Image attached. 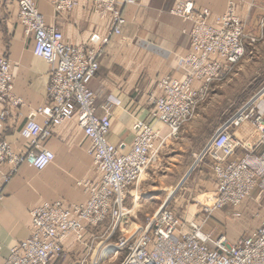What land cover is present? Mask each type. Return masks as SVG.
I'll return each mask as SVG.
<instances>
[{
	"label": "built area",
	"instance_id": "2783aa9c",
	"mask_svg": "<svg viewBox=\"0 0 264 264\" xmlns=\"http://www.w3.org/2000/svg\"><path fill=\"white\" fill-rule=\"evenodd\" d=\"M13 1L18 5V20L25 35L33 37L34 55L44 60L51 71L47 104L34 112L42 122L33 120L29 150L17 153L12 144L0 139V201L5 196V186L22 165L44 171L55 161L46 143L53 129L68 121L75 120L89 139V154L100 179L77 183L88 195L85 204L58 200L44 202L32 210L30 236L12 247L0 264H52L61 258L66 242L72 238L91 250L97 237L87 241V232L106 225L109 237L116 231L121 237L104 250L110 249L115 257L122 255V264H264V108H252L237 117L209 148L194 155L196 162L208 158L213 164L217 195L208 207L210 215L230 210L232 218L239 219L251 209L254 213L247 212L251 218L263 215L260 226L247 236L235 243L226 238L213 240L194 221L189 222L190 229L185 232L174 211L163 205L139 224L134 221L133 208L127 206L131 188L139 184L167 142L176 139L196 117L213 85L232 73L244 56L246 42H255L245 31L246 23L236 15L235 3L231 1L227 11L214 18L207 8L197 10L192 0L180 1L171 11L193 25L185 32L191 39V53L183 58L187 73L182 79L167 76L159 81V94L151 98V121L137 122L134 143L124 153L107 139L112 121L99 116L90 83L100 69L106 47L123 32V8L140 0H93L100 17L112 18L110 34L93 47L66 43L60 30L47 25L35 0ZM79 3L80 0H53L57 15L73 11ZM258 99L264 102V89ZM0 103L6 106L0 115L2 123L8 120L11 108L24 106L14 94L12 64L7 58H0ZM155 122L165 126L168 133L162 134ZM245 123L257 131L256 145L242 144L232 133L233 128ZM4 165L9 167L8 172L3 171ZM135 202L136 198L133 206Z\"/></svg>",
	"mask_w": 264,
	"mask_h": 264
},
{
	"label": "crops",
	"instance_id": "0c3cea01",
	"mask_svg": "<svg viewBox=\"0 0 264 264\" xmlns=\"http://www.w3.org/2000/svg\"><path fill=\"white\" fill-rule=\"evenodd\" d=\"M180 1L182 0H140L124 7L126 25L123 32L114 37L106 47L100 58V69L90 83L99 116L112 121V129L107 139L124 153L134 143L137 122L151 121L154 112L151 98L159 94V81L167 76L182 79L187 73L183 58L191 53V39L185 32H189L193 25L171 13ZM192 1L197 10L209 9L213 18L223 15L233 1L236 15L246 23L245 31L250 37L256 34L255 30L262 24L264 0ZM35 2L47 25L60 30L66 43L74 47L97 46L112 30L111 16L100 17L95 12L93 0H80L73 11L59 15L55 13L53 0ZM33 48V37L26 36L19 23L16 2L0 0V58H7L11 62L14 94L24 102L22 107L11 108V115L6 122H0V139L12 144L17 153L29 150L33 120L42 122V118L35 117L34 112L47 104L51 68L34 55ZM5 107L0 103V115ZM155 126L162 134L168 133V129L162 124L155 122ZM194 131L192 127L185 128L180 135L181 140L193 137ZM232 133L242 144L258 143V133L250 123L233 128ZM174 143L173 140L168 141L164 150L170 149ZM182 143L180 146H183V150L187 149V144ZM46 147L55 154V161L47 169L37 171L24 164L5 186V196L0 201V263L8 258L12 247L30 236L32 210L44 202L58 200L66 204H85L88 195L77 183L89 179L98 182L100 179L89 154L91 143L75 120L55 127ZM202 151L203 149L199 150ZM240 152L242 149H239ZM166 170L169 173L174 171L172 167H166ZM3 171L8 172L9 167L4 165ZM192 173L196 174L199 192L206 191L196 196L198 204L195 206L198 212L204 206L203 196H210L211 203L217 195V180L213 173V164L208 158L192 164L184 178ZM142 179L143 177L139 184ZM139 186L130 191L127 201V206L133 208L136 217L142 207L139 205V196L142 195ZM225 214L232 217L230 210ZM223 215L217 214L216 218ZM179 221L183 231H189V222L192 220ZM202 221L194 222L201 226ZM103 229L104 227L93 232L88 231L87 241L97 237ZM201 229L203 233L216 238L223 233V227L214 219L206 220ZM76 246L88 250L73 238L66 242L65 249Z\"/></svg>",
	"mask_w": 264,
	"mask_h": 264
},
{
	"label": "rangeland",
	"instance_id": "374dc122",
	"mask_svg": "<svg viewBox=\"0 0 264 264\" xmlns=\"http://www.w3.org/2000/svg\"><path fill=\"white\" fill-rule=\"evenodd\" d=\"M261 23L255 30L256 34L251 37L255 42L250 40L246 42L244 56L232 73L225 80L213 85L209 96L199 106L196 117L183 127L179 136L173 139L175 143L170 149L164 150L142 176L140 186L131 188L130 191H134L139 186L142 191V195L139 196V205L142 207L138 217L134 215L136 223H144L148 216L163 205L173 210L176 216L184 221L203 220L202 227L209 219L216 222L224 220L222 223L218 222L223 227L220 237H212L211 234L205 233L213 240L226 238L228 242L235 243L260 226L263 215L251 218L247 213L250 211L246 210L245 215L239 219H233L228 214H224L221 219H217L216 214L210 215L208 210L210 196L202 197L204 206L197 212L196 196L206 191L199 192L195 173L184 177L187 169L196 163L194 155L199 154V150L209 148L220 133L231 128L237 117L252 108L263 110L264 103L262 99H258V94L264 89V16ZM188 127L195 130V135L182 141L180 135ZM182 142L187 144V149L183 150V146H180ZM166 167H172L174 171L169 173ZM250 213H254V210L251 209ZM107 227L108 225L104 226L102 232L97 234L91 250H83L78 246L65 249L56 264H122L124 261L122 255L115 257L110 249L104 250L106 245L115 244L121 237L119 231L109 237ZM102 242L104 244L99 247Z\"/></svg>",
	"mask_w": 264,
	"mask_h": 264
}]
</instances>
